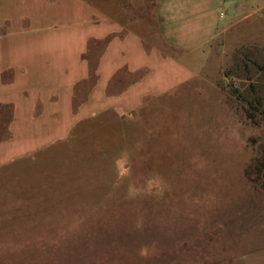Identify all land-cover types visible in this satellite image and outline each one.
<instances>
[{
  "label": "rangeland",
  "instance_id": "374dc122",
  "mask_svg": "<svg viewBox=\"0 0 264 264\" xmlns=\"http://www.w3.org/2000/svg\"><path fill=\"white\" fill-rule=\"evenodd\" d=\"M64 1L0 0V97L21 111L39 92L35 112L56 121L49 96L70 85L67 124L91 83L77 82L84 38L111 25ZM127 2L166 6L172 29L144 48L134 110L87 106L99 116L32 142L18 116L15 145L14 108L0 103V264H264V0Z\"/></svg>",
  "mask_w": 264,
  "mask_h": 264
},
{
  "label": "crops",
  "instance_id": "0c3cea01",
  "mask_svg": "<svg viewBox=\"0 0 264 264\" xmlns=\"http://www.w3.org/2000/svg\"><path fill=\"white\" fill-rule=\"evenodd\" d=\"M127 1L128 0H110V5H108L107 0H94L93 2H88V0H86L84 2V5L89 9L91 17L89 21H84V24L90 23L97 27H102L103 25L111 26L107 27V30H103V28L100 30L96 29V33L88 34L84 38L83 47L77 55V60L82 65V73L77 78V82L84 84L86 80H91V83L85 87L84 95L80 99L81 103H79V110L84 109L81 119L72 122L69 121L66 124L65 119L63 120L61 118L63 114L71 116V103L75 95L72 91L68 90L67 86L70 85H59L58 90L54 91L55 93H51L49 96V103L57 102L59 104L57 107L58 109L54 111L56 119H53L56 121H42L36 113L38 112L36 108L39 107L37 104H41V108H43V103L45 102V96L41 95L39 92L34 102L37 104H24L21 111L18 110L20 106L14 101L0 97V103L12 104L14 108L13 119L11 123H9V126L12 125L14 128L12 131H14L13 138L15 139V145H19L20 142L15 138L14 125L18 116H21L22 119L26 116L28 121L27 125L24 127L26 137L22 136L20 139L26 140V142H32L31 139H28L29 136L30 138H36L38 135H51L53 131L59 133L65 126H67V129H71L72 125L79 124L80 121L87 118V116L97 118L100 113L95 111L100 109L94 110L92 108H87V106L97 105V103L102 105L103 102L106 101L108 103L106 106L109 105L115 110H134L132 103L135 92L133 90L135 88L134 83L137 79H133L132 74L142 67L140 58L146 53L145 49L161 50L162 47L166 46L165 43L169 40L165 35L166 29L168 28H166V19L163 15L166 6L162 7L161 14H151L148 6L144 9L141 8V13L140 10L135 13L136 10L133 8L130 9ZM63 2L65 1L63 0ZM83 8L85 7L83 6L82 10ZM171 9H173V7ZM63 11L69 12L70 8H67L65 4ZM168 11H170V9H168L167 12ZM47 12L52 19L55 18L54 8H49ZM169 20L172 19L170 18ZM168 31H172L171 27ZM115 45H118L119 48L116 49ZM112 50L113 53L110 52ZM117 53H119L123 59L120 63H115V59L117 58L116 55H118ZM131 54L138 55L139 57L137 60H134ZM107 62L108 64L106 65ZM6 71L9 75L14 74L11 64L6 66ZM60 77L61 75L58 73L53 75V78H57V80H61ZM103 79H105L104 82H102ZM102 107H104V105ZM87 113L90 114L87 115ZM47 121H50V123H47ZM27 126L28 128L26 129ZM21 144L23 143L21 142ZM21 148L23 147L21 146ZM21 148L20 151L17 150L16 147L14 148V151L20 153L21 156L27 154L30 149L27 147L25 150L21 151Z\"/></svg>",
  "mask_w": 264,
  "mask_h": 264
},
{
  "label": "trees",
  "instance_id": "16d2710c",
  "mask_svg": "<svg viewBox=\"0 0 264 264\" xmlns=\"http://www.w3.org/2000/svg\"><path fill=\"white\" fill-rule=\"evenodd\" d=\"M264 166V147L262 150V157L260 159H257L256 164L254 166V171L255 173H257L258 175H263L264 176V171L261 172L262 167Z\"/></svg>",
  "mask_w": 264,
  "mask_h": 264
}]
</instances>
